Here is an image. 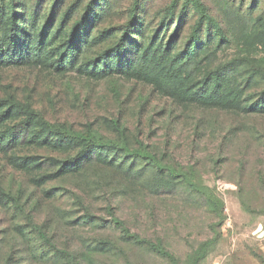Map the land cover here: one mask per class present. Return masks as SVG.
<instances>
[{
  "label": "rangeland",
  "instance_id": "1",
  "mask_svg": "<svg viewBox=\"0 0 264 264\" xmlns=\"http://www.w3.org/2000/svg\"><path fill=\"white\" fill-rule=\"evenodd\" d=\"M172 1L139 0L127 32L139 49L132 62L95 74L83 65L117 45L134 0H0V41L12 24L43 55L0 63V100L70 132L122 142L168 169L99 149L66 167L79 147L21 138L0 150V264H264V0H199L224 41L203 26L195 53L181 57L196 13L186 7L177 23L185 1L177 0L158 32ZM88 4L87 39L59 65ZM216 72L218 88L234 98H196ZM24 118L9 110L0 131ZM109 210L143 242L124 239Z\"/></svg>",
  "mask_w": 264,
  "mask_h": 264
},
{
  "label": "trees",
  "instance_id": "2",
  "mask_svg": "<svg viewBox=\"0 0 264 264\" xmlns=\"http://www.w3.org/2000/svg\"><path fill=\"white\" fill-rule=\"evenodd\" d=\"M177 0H173L172 3L163 11V14L158 22V32L168 23L172 17L174 16L173 7L176 4ZM139 5V0H134L131 10H130V19L127 24L124 26V35L120 37L117 45L112 47L105 54L97 57L96 59L90 60L83 65V68L91 71L95 74H105L112 69L119 67H127L129 62H132L134 51H138L136 46V42L134 43L127 33L130 27L135 24L136 17V9ZM191 7L193 11L196 13V20L194 25L189 33L187 38V42L184 45L183 49L175 55V57H181L184 55H189L195 53L197 45H198V31L202 29L203 26L210 27L213 29L214 33L217 37V43H221L224 41V35L219 27V25L206 13L205 7L199 0H185L182 3L180 12L176 15L175 21L178 23L181 21L182 15L186 9V7ZM72 7L66 11L65 16L62 17V21L60 23V27L62 26L65 17L70 13ZM91 15H93V10L91 6L88 4L85 7L83 15L80 19L75 22L72 26L70 33L66 37L64 41V45L61 47V57L56 61L57 64L62 65V60L67 63L72 62L76 55L77 44L81 39H87L88 28H89V20L92 21ZM48 25V23H47ZM47 25H45L47 27ZM157 32V33H158ZM177 32V28H175L173 34L169 38L165 44H163V49L168 50L170 47V41L173 40ZM45 33V28L39 32V36H43ZM111 31L106 30L97 36V40H104L110 35ZM154 49L153 43L149 42L145 50L151 52ZM140 52V51H139ZM139 56L140 53H137ZM22 56V58H21ZM26 58L28 60H37L40 61L43 58L42 52L40 48L29 51L28 47L24 44V40L20 36H16L15 28L12 24H10L7 28V34L5 36L4 41H0V63L2 62H16ZM132 59V60H131ZM126 61L124 65H121V61ZM131 60V61H130ZM152 70L155 71L156 75H158V71L154 68ZM218 74L219 72L214 73L207 84L201 83L199 87L194 91L196 98H200L209 102H225L233 99L232 92L221 91L218 88ZM161 79H165V82H170L171 80L161 74ZM211 84V86H209ZM6 105L7 108L0 112V119L5 118L9 110H18L24 113L25 118L23 121L16 123L10 127L5 128L0 131V150H9L13 148L21 138H28L31 141L38 142H46L48 140L54 139L58 144L68 143L73 144L79 147L78 152L75 156L70 159H67L64 162L66 167L72 165L79 164L81 161L86 159L91 151L94 149L99 150H107L115 153H120L124 156H141L142 159H145L147 163L154 165L158 168L160 172H167L168 169L160 166L159 163L155 160L153 156H142L137 152H133L129 150V148L122 142L119 141H102L97 139L89 133H73L70 132L63 127H58L54 124H50L45 121L40 115L35 113L34 111L28 109L19 104L12 103L10 101H1L0 107ZM256 105H262L261 103H257ZM109 216L111 218L112 225L119 229L122 233V236L127 241H131L133 243L139 244L143 242V240L138 236L130 232L129 229L125 227V225L114 217V214L111 210L108 211ZM36 230V228H34ZM39 235H43L39 230H36ZM72 264V261H71Z\"/></svg>",
  "mask_w": 264,
  "mask_h": 264
}]
</instances>
